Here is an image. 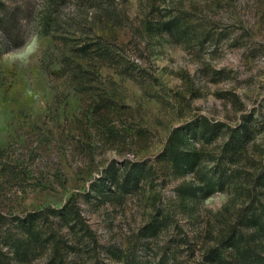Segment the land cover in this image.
<instances>
[{"label": "rangeland", "instance_id": "rangeland-1", "mask_svg": "<svg viewBox=\"0 0 264 264\" xmlns=\"http://www.w3.org/2000/svg\"><path fill=\"white\" fill-rule=\"evenodd\" d=\"M33 36L27 64L7 58ZM204 123L218 130L193 136ZM177 129L199 154L192 170L165 154ZM64 206L67 220L51 213ZM34 212L38 239L15 258L10 238H28L18 220ZM253 216L264 221V0H0L2 262L218 264L215 251L230 264L244 247L264 255Z\"/></svg>", "mask_w": 264, "mask_h": 264}, {"label": "trees", "instance_id": "trees-1", "mask_svg": "<svg viewBox=\"0 0 264 264\" xmlns=\"http://www.w3.org/2000/svg\"><path fill=\"white\" fill-rule=\"evenodd\" d=\"M218 130L217 125H211L204 123L201 127V131L197 132L196 130H193V136L204 138L206 137V134H209L212 136V134L216 133ZM246 134V131H245ZM244 134V135H245ZM179 130H175L172 136L170 137L168 141V145L166 147L165 154L167 157L173 161L177 167H180L181 169L187 171L194 169L195 165H197L199 161V154L197 152H190V151H182L179 146ZM210 137V136H209ZM209 139V138H207ZM139 167L134 166L125 176L123 183H121V186L125 191H128L130 187L136 186L138 182L141 179V175L143 174L144 167H142V164H138ZM219 182L222 184V178H220ZM133 183V184H132ZM216 181H208L207 187L200 188L201 190H204V196L211 194L215 190V184ZM133 185V186H132ZM57 217H59L62 220H67L68 216H70L71 211L67 206L61 207V208H53L52 212ZM39 213H30L26 217H22L18 220V227L21 229V231L24 232L26 237L28 238H10V244L9 249H11L12 255L16 258H27V255L29 254V249L33 248L32 242L37 241L38 232L35 230V224L39 217ZM162 221L154 220L152 223H150L146 229L145 235H155L157 229L160 227V223ZM249 227L256 228L257 232H261L264 236V221L260 218L253 216L249 218V224H247ZM1 233V232H0ZM9 239V238H8ZM1 243V242H0ZM233 245L239 249L240 244L234 242ZM56 253H58L56 251ZM212 261L217 262L218 264H221L225 259L221 257V255L216 254L215 251H212ZM238 256L234 258L233 262L230 264H264V255L250 249L249 247L242 248L241 251L238 252ZM1 249H0V264H6L2 262L1 260ZM50 261L48 264H65L62 259ZM126 264V263H125Z\"/></svg>", "mask_w": 264, "mask_h": 264}, {"label": "clouds", "instance_id": "clouds-1", "mask_svg": "<svg viewBox=\"0 0 264 264\" xmlns=\"http://www.w3.org/2000/svg\"><path fill=\"white\" fill-rule=\"evenodd\" d=\"M39 48L38 37L33 36L29 41H27L22 49L17 51L16 53H9L8 59L13 62H21L27 64L29 62V58L34 55Z\"/></svg>", "mask_w": 264, "mask_h": 264}]
</instances>
